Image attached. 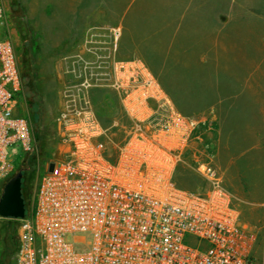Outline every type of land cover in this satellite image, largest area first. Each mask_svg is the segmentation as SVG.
Returning a JSON list of instances; mask_svg holds the SVG:
<instances>
[{
    "label": "built area",
    "instance_id": "built-area-1",
    "mask_svg": "<svg viewBox=\"0 0 264 264\" xmlns=\"http://www.w3.org/2000/svg\"><path fill=\"white\" fill-rule=\"evenodd\" d=\"M93 52L72 57L79 81L62 92L59 153L32 211L0 217L18 224L14 264H259L236 198L212 167L206 178L216 187L206 194L175 182L195 120L175 108L141 60ZM101 89L118 95L122 123L103 125L92 98ZM22 90L15 46L0 39V189L14 171L12 156L34 146L31 122L18 110Z\"/></svg>",
    "mask_w": 264,
    "mask_h": 264
},
{
    "label": "crops",
    "instance_id": "crops-1",
    "mask_svg": "<svg viewBox=\"0 0 264 264\" xmlns=\"http://www.w3.org/2000/svg\"><path fill=\"white\" fill-rule=\"evenodd\" d=\"M104 11L120 20L119 57L141 60L181 114L213 123L215 166L264 264V0H129Z\"/></svg>",
    "mask_w": 264,
    "mask_h": 264
},
{
    "label": "rangeland",
    "instance_id": "rangeland-1",
    "mask_svg": "<svg viewBox=\"0 0 264 264\" xmlns=\"http://www.w3.org/2000/svg\"><path fill=\"white\" fill-rule=\"evenodd\" d=\"M128 1L2 0L4 16L0 21V39L10 40L15 46L24 79L18 110L30 120L34 139L30 153L21 151L18 156H12L14 171L9 177L23 173L27 214L32 211L38 185L48 163L59 153L58 117L63 109L62 92L68 85L79 81L72 73L74 59L71 57L66 61L65 53L80 54L88 59L87 49L93 48L96 53L110 55L111 60H129L119 57L117 50L122 32L120 20L117 18L110 22L103 19L105 4L120 11ZM17 4H20L30 29L26 36L14 14ZM93 6L97 10V19L88 23L86 15L92 12ZM77 12L79 18H72L71 13ZM109 47L114 51H108ZM92 98L104 125L124 121L117 94L109 90H93ZM177 108L185 114L181 107ZM191 118L196 122L193 140L180 157L174 179L179 187L189 192L206 194L216 187L206 178L207 168L212 167L217 176H221L215 166L217 139L212 122L207 123L201 116ZM3 188L0 189L1 194ZM17 230L18 224L1 221L0 264H14L18 249Z\"/></svg>",
    "mask_w": 264,
    "mask_h": 264
},
{
    "label": "water",
    "instance_id": "water-1",
    "mask_svg": "<svg viewBox=\"0 0 264 264\" xmlns=\"http://www.w3.org/2000/svg\"><path fill=\"white\" fill-rule=\"evenodd\" d=\"M23 173L8 178L0 196V217L4 219H24L27 214L22 191Z\"/></svg>",
    "mask_w": 264,
    "mask_h": 264
},
{
    "label": "trees",
    "instance_id": "trees-1",
    "mask_svg": "<svg viewBox=\"0 0 264 264\" xmlns=\"http://www.w3.org/2000/svg\"><path fill=\"white\" fill-rule=\"evenodd\" d=\"M17 6H18L17 10H14V14H15V16H16V21H17V23H18L19 26H20V30H21V32H22V33H25V36H26L27 34L30 33V32H29L30 29H29V26H28V24H27V21H26L25 18H24V14H23L22 11L20 10V9H21L20 4H17ZM27 63H28V62H27ZM22 78H23V76H22ZM23 82H24V79H23ZM103 125H104V124H103ZM105 126H107V125H105ZM22 191H23V198H24V200L26 201V198H25V190H24L23 187H22ZM4 221H7V222H10V223H13V224H17V223L14 222V221H9V220H4ZM0 235H1V223H0ZM16 236H17V233H16ZM16 243H17V245H18V241H17V239H16ZM17 252H18V249H17V251H16V253H15V257H16Z\"/></svg>",
    "mask_w": 264,
    "mask_h": 264
}]
</instances>
